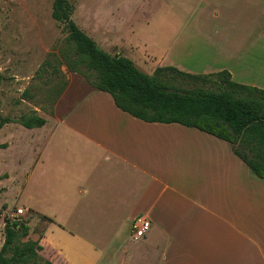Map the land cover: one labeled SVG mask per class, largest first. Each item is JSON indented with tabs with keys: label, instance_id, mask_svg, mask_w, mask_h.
I'll use <instances>...</instances> for the list:
<instances>
[{
	"label": "crops",
	"instance_id": "1",
	"mask_svg": "<svg viewBox=\"0 0 264 264\" xmlns=\"http://www.w3.org/2000/svg\"><path fill=\"white\" fill-rule=\"evenodd\" d=\"M100 36L95 42L101 50L123 56L107 32ZM211 41L213 52L225 53L215 38ZM255 41L264 50V0H229L231 80L240 65L241 83L264 90V59L238 62L259 51ZM139 56L155 58L147 52ZM166 66L193 75L221 71L198 72L181 60ZM70 85L25 147L33 154L30 177L38 201L27 212L50 220L35 239L42 258L54 264H108L105 259L123 250L127 236L133 240V220L144 216L150 229L140 250L149 264H201L203 257L208 264H264V179L251 174L230 144L179 124L140 121L116 108L109 94L80 88L68 93ZM76 92L79 101L71 104ZM171 131L188 137L155 139ZM5 145L2 151L13 143Z\"/></svg>",
	"mask_w": 264,
	"mask_h": 264
},
{
	"label": "rangeland",
	"instance_id": "2",
	"mask_svg": "<svg viewBox=\"0 0 264 264\" xmlns=\"http://www.w3.org/2000/svg\"><path fill=\"white\" fill-rule=\"evenodd\" d=\"M53 1L0 0V120L7 118L13 122L0 129V145L13 143L8 151L0 148V247L5 224L16 222L18 208L24 210L19 219L28 221L30 228L23 241L35 240L45 224L35 213L27 212V206L35 209L38 204L30 177L33 154L30 149L25 150L26 145L32 143L28 141L31 140L28 135L34 130L22 127L16 123L17 119L31 113L43 118L53 115L58 100L51 103L46 90L60 75L67 80V87L71 84L68 93L78 88L94 89L91 79L69 71L61 58V52L67 46V32L63 24L51 18ZM68 1L73 7L72 19L81 30L91 33L94 41L101 39L103 31L107 32L110 44L111 41L115 43L123 56L145 74L151 75L157 67L178 60L198 72L204 69L229 72V0ZM253 37L257 38V35ZM213 38L225 53L213 52ZM130 45L136 48L132 51ZM254 45L259 51H246L248 57L244 61L240 59L239 64L247 62L251 65L264 59L263 43L255 41ZM145 52L154 55L156 60H142L139 55ZM156 61L162 62L160 66ZM241 67L234 66L237 69L235 82L240 84L244 80L240 76ZM80 95L81 92L73 94L71 104L77 103ZM184 137L188 135L172 131L155 135L159 143ZM59 235L66 234L60 231ZM140 243L141 240L135 242L127 236L123 250L105 261L108 264H149L146 253L140 250ZM49 255L46 251L43 256L47 258ZM200 262L208 264L206 257Z\"/></svg>",
	"mask_w": 264,
	"mask_h": 264
},
{
	"label": "trees",
	"instance_id": "3",
	"mask_svg": "<svg viewBox=\"0 0 264 264\" xmlns=\"http://www.w3.org/2000/svg\"><path fill=\"white\" fill-rule=\"evenodd\" d=\"M72 12L68 0L53 1L51 18L63 24L67 32L61 58L69 71L91 79L95 90L109 94L115 107L133 118L179 124L227 142L251 174L264 179V90L232 81L225 70L193 75L166 66L145 74L130 59L101 50L76 25ZM66 87L67 80L60 75L47 88L46 96L54 103ZM8 123L13 122L0 120V129ZM16 123L34 129L42 127L45 120L31 113L22 115ZM29 231L28 221L23 219L5 224L0 264H54L41 257L42 233L38 240H22Z\"/></svg>",
	"mask_w": 264,
	"mask_h": 264
},
{
	"label": "built area",
	"instance_id": "4",
	"mask_svg": "<svg viewBox=\"0 0 264 264\" xmlns=\"http://www.w3.org/2000/svg\"><path fill=\"white\" fill-rule=\"evenodd\" d=\"M24 214V210L18 208L15 213L16 221H19ZM150 229V223L144 216L136 217L131 225V238L134 241L142 239Z\"/></svg>",
	"mask_w": 264,
	"mask_h": 264
}]
</instances>
